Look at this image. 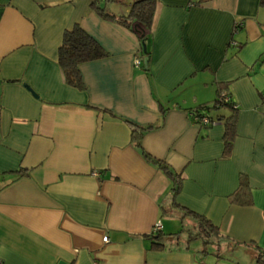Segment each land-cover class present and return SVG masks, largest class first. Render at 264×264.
Returning a JSON list of instances; mask_svg holds the SVG:
<instances>
[{
    "label": "crops",
    "instance_id": "1",
    "mask_svg": "<svg viewBox=\"0 0 264 264\" xmlns=\"http://www.w3.org/2000/svg\"><path fill=\"white\" fill-rule=\"evenodd\" d=\"M133 1L108 11L127 14ZM92 3L0 0L1 263L262 264L264 1L157 0L147 66L139 33ZM77 24L108 53L80 64L82 89L59 63ZM221 86L239 106L226 156L234 110H209L213 125L190 115L212 107ZM133 123L159 126L139 146ZM144 151L181 175L175 199ZM182 207L227 238L192 239L197 222Z\"/></svg>",
    "mask_w": 264,
    "mask_h": 264
},
{
    "label": "trees",
    "instance_id": "2",
    "mask_svg": "<svg viewBox=\"0 0 264 264\" xmlns=\"http://www.w3.org/2000/svg\"><path fill=\"white\" fill-rule=\"evenodd\" d=\"M117 0H93L92 6L105 18L114 20L117 23L127 27L128 29H134V26L137 25L138 28L142 29V33L139 34L141 41V52L145 55V65H148L149 61V47L148 40L151 35L154 15L156 10L157 0H134L130 6V10L127 14L115 15L112 12L108 11V4L113 3ZM264 1V0H263ZM143 44L147 45V50L144 51ZM108 53L100 45V43L91 36L87 31H85L80 25H75L72 29L67 30L64 34L62 44L59 48V63L64 71L65 78L68 84L76 86L78 88H84L85 85L81 78V73L79 66L81 63L86 61L98 59L107 56ZM144 59V58H143ZM224 88L221 86L219 93L214 105L211 107L205 105L198 107L196 109L190 110L198 113V115L203 116L207 115L217 122L219 119L211 117L209 110L213 108H221L229 106L232 111L231 117L226 118L225 121V156L229 155L233 147V140L236 135V113L238 108H235V101L232 98V101L225 102L221 101L220 96ZM225 91V90H224ZM159 125H148L141 127L133 123V139L137 145H141V140L145 132L158 127ZM145 156L148 160L152 161L160 167L163 172L169 176L173 181L172 186V197L175 199L177 194L180 191V179L181 175L177 173L166 161L157 159L151 156L149 153L144 151ZM243 190L244 187H241ZM233 200L237 203H244L240 200V190L233 195ZM249 203V202H248ZM247 203V204H248ZM182 217L190 216L195 219L197 225L190 230L192 239H201L204 241L205 245H220L223 240L227 237L220 232V230L204 215H201L195 211L182 207L180 211ZM163 235V234H162ZM154 246L158 249H161L165 244L166 236L161 237V233L157 234V237H154ZM259 261L264 264V254L259 253Z\"/></svg>",
    "mask_w": 264,
    "mask_h": 264
},
{
    "label": "built area",
    "instance_id": "3",
    "mask_svg": "<svg viewBox=\"0 0 264 264\" xmlns=\"http://www.w3.org/2000/svg\"><path fill=\"white\" fill-rule=\"evenodd\" d=\"M142 61H143V56L142 55H138L136 57V59H135V64L137 66H140ZM220 99H221V101H225V102L232 101V97L229 95V93H227L224 90L221 92ZM234 106H235V108L239 107L236 102H235ZM190 115L193 118V121L196 122L197 124H200V125H213V124L217 123L216 120H213L209 116H207V115L200 116V115H198V113H195L194 111L190 112ZM161 229H162V223L159 221L155 225L154 231H159ZM103 240L105 242H108L109 241V237L106 235V236L103 237ZM0 264H2L1 260H0Z\"/></svg>",
    "mask_w": 264,
    "mask_h": 264
},
{
    "label": "water",
    "instance_id": "4",
    "mask_svg": "<svg viewBox=\"0 0 264 264\" xmlns=\"http://www.w3.org/2000/svg\"><path fill=\"white\" fill-rule=\"evenodd\" d=\"M134 30L137 32V33H142V29L138 28L137 25L134 26ZM143 48H144V51L147 50V45L146 44H143ZM60 264H65L64 262L60 263Z\"/></svg>",
    "mask_w": 264,
    "mask_h": 264
}]
</instances>
